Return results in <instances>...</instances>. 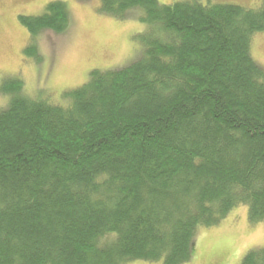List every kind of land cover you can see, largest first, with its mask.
Returning a JSON list of instances; mask_svg holds the SVG:
<instances>
[{
	"label": "trees",
	"instance_id": "obj_1",
	"mask_svg": "<svg viewBox=\"0 0 264 264\" xmlns=\"http://www.w3.org/2000/svg\"><path fill=\"white\" fill-rule=\"evenodd\" d=\"M141 10L143 56L90 72L60 104L24 83L0 108V264H184L199 227L247 205L264 222V67L259 7L101 0ZM32 40L65 32L66 2L20 15ZM26 52L36 53L32 45ZM241 264H264V247Z\"/></svg>",
	"mask_w": 264,
	"mask_h": 264
},
{
	"label": "rangeland",
	"instance_id": "obj_2",
	"mask_svg": "<svg viewBox=\"0 0 264 264\" xmlns=\"http://www.w3.org/2000/svg\"><path fill=\"white\" fill-rule=\"evenodd\" d=\"M56 0H0V108L7 107L3 91L22 80L30 96L49 97L60 104L70 99L64 93L80 87L94 69H121L144 53L141 35L147 25L141 10L130 9L124 17L103 11L101 0H60L71 13L70 27L61 33L44 30L32 40L20 15H40ZM185 0H159L173 4ZM206 3L207 0H202ZM256 8L262 0H211ZM36 46V53L26 49ZM251 53L264 67V31L252 36ZM264 247V222L252 223L249 207L231 210L217 225L199 227L193 258L184 264H241L252 249ZM124 264H163L162 260L137 259Z\"/></svg>",
	"mask_w": 264,
	"mask_h": 264
}]
</instances>
